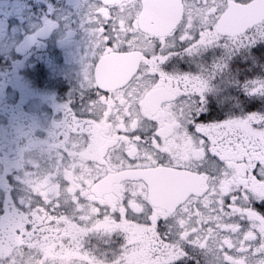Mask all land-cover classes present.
<instances>
[{
    "label": "snow or ice",
    "instance_id": "snow-or-ice-1",
    "mask_svg": "<svg viewBox=\"0 0 264 264\" xmlns=\"http://www.w3.org/2000/svg\"><path fill=\"white\" fill-rule=\"evenodd\" d=\"M76 29L62 118L0 145V243L29 264H264V0H81Z\"/></svg>",
    "mask_w": 264,
    "mask_h": 264
},
{
    "label": "flooded vegetation",
    "instance_id": "flooded-vegetation-1",
    "mask_svg": "<svg viewBox=\"0 0 264 264\" xmlns=\"http://www.w3.org/2000/svg\"><path fill=\"white\" fill-rule=\"evenodd\" d=\"M80 3L0 0V145L36 133L30 138L43 141L47 129L62 118L58 109L79 83L85 47L76 29ZM50 14L54 19L49 20ZM19 243L13 236L0 243L11 257L8 264H21L22 258L29 264Z\"/></svg>",
    "mask_w": 264,
    "mask_h": 264
}]
</instances>
